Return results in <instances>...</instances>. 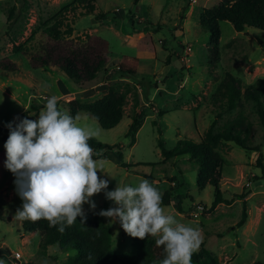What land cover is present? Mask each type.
I'll use <instances>...</instances> for the list:
<instances>
[{"label": "rangeland", "instance_id": "1", "mask_svg": "<svg viewBox=\"0 0 264 264\" xmlns=\"http://www.w3.org/2000/svg\"><path fill=\"white\" fill-rule=\"evenodd\" d=\"M73 1L0 0V60L8 57L19 68L17 72L0 69V151H6L4 144L10 134L6 125L19 122L17 118L37 120L50 96L56 95L59 108L69 113L68 102L93 103L113 88L127 96L125 116L116 128L104 130L90 114H78L79 124L99 130L94 138L123 147L122 159L117 150L97 159L107 172L103 175L110 180L109 190H114L119 182L135 186L147 175H153L152 183L162 196L172 189V204L164 207L165 212L201 230L202 242L196 251L204 247L221 264L264 263V174L256 166L258 152L233 142L219 147L224 159L223 197L234 202L211 210L215 189L211 185L198 187L199 165L189 156L164 161L158 147L159 140L167 150L174 149L180 140L200 142L215 120L216 130L242 121L250 126L249 145H262L264 156V127L252 102L242 98L237 109L229 111L226 100L217 95L228 73L241 82L243 92L258 79H264V31L250 27L239 33L231 23L221 22L216 59L210 33L202 29L200 16L223 0H97L95 14L87 15L79 9L65 17V23L73 28L70 38L84 42L88 35H98L110 44V64L95 80L82 84L59 69H33L29 65L30 57L44 49L45 29ZM13 7L15 16L9 19ZM97 14H106V19H96ZM15 46L23 50L15 53ZM124 56L139 59L135 76L126 78L119 73L117 65ZM139 113L146 116L145 122L136 144L129 147V127ZM237 131L240 133L241 128L237 127ZM121 162L135 167L123 168ZM172 177L177 181L168 182ZM15 179L0 161V259L4 264H15L13 255L18 252L22 254L21 264H68L76 252L65 254L55 245L43 253L39 234L25 238L28 234L23 232V220L15 218L23 204ZM241 195L248 197L243 200ZM92 199L97 206L92 209L85 204L86 215L115 206L107 199L106 191ZM199 205L206 210H198ZM245 205L250 218L238 228ZM101 217L111 229L116 254L125 256L137 250L132 236L118 221L113 224L112 218Z\"/></svg>", "mask_w": 264, "mask_h": 264}, {"label": "trees", "instance_id": "2", "mask_svg": "<svg viewBox=\"0 0 264 264\" xmlns=\"http://www.w3.org/2000/svg\"><path fill=\"white\" fill-rule=\"evenodd\" d=\"M97 0H74L65 6L55 17V23L45 29L47 41L42 53L31 56L29 65L33 69L56 68L65 73L67 77L82 84L95 80L99 72L106 68L111 60V48L108 40L98 35H88L86 41L80 42L69 36L73 28L65 23L67 13L84 9L85 14H95ZM15 8L9 10V19L15 16ZM98 20H105L106 14H97ZM221 22H229L234 29L242 33L247 28H256L264 31V0H223L218 5L207 8L200 16V24L203 30L210 33V45L216 59L219 56V43L221 40ZM63 27H67L63 30ZM21 46H15L14 51H22ZM140 61L137 58L124 56L118 65L121 76L130 78L136 75ZM0 69L8 72L19 71L18 65L8 57L0 60ZM217 95L226 100L229 111L237 109L241 99L252 102L253 109L257 113L261 125L264 127V79H258L242 91L241 82L232 74H227L217 89ZM127 96L115 89H110L101 99L93 103H81L72 100L67 103L69 113L72 116L80 112L90 114L104 130L116 128L125 116V105ZM220 117V114L218 115ZM146 116L143 113L133 117L127 136L130 138L129 147L136 144L137 134L143 127ZM217 121H213L208 131L200 142L193 140H180L172 150H167L164 143L159 140L158 147L161 149L164 161L180 156H189L192 161L199 165L197 185L205 189L211 185L215 189V200L211 210L218 205L226 203L231 205L233 201L223 197L221 189L222 171L224 159L219 147L225 143L233 142L245 150L257 151L259 156L256 162L258 168H262L264 174V156L262 145H249L250 126L242 121L228 123L223 130H216ZM237 127L241 128L240 133ZM0 131H2L0 129ZM94 149V158H104L109 151L117 150L119 158L122 159L121 145H108L96 138L89 140ZM97 154V155H96ZM99 154V155H98ZM6 151H0V161L5 166ZM123 168L131 169L132 165L121 162ZM264 177V176H263ZM146 179L154 181L153 175H147ZM177 178H168V182H175ZM163 207L171 206L173 194L172 189L163 194ZM243 200L247 195L240 196ZM244 203H246L244 201ZM179 212L181 213L182 199L179 198ZM87 219L78 217L72 225H66L63 232L58 230L59 225L50 226L46 219L37 221L23 220L22 228L25 236L32 233L39 234L41 238L40 247L46 253L49 247L58 245L62 253L76 252L68 264H160L164 258V246H157L156 239H141L132 237L137 250L118 255L113 250V239L110 227L103 218L95 213L86 215ZM249 213L245 208L241 220L237 223L242 228L248 221ZM122 256V257H121ZM14 257V256H13ZM192 264H221L204 247L193 253ZM253 264H264L255 262Z\"/></svg>", "mask_w": 264, "mask_h": 264}, {"label": "clouds", "instance_id": "3", "mask_svg": "<svg viewBox=\"0 0 264 264\" xmlns=\"http://www.w3.org/2000/svg\"><path fill=\"white\" fill-rule=\"evenodd\" d=\"M17 119L6 125L10 134L4 144L5 167L14 174L23 201L15 218L46 219L63 232L78 217L83 223L87 219L84 205L95 209L92 197L106 191L115 206L102 209L99 215L112 218L113 224L118 221L132 237L158 236L156 244L164 246L165 252L160 264H192L202 242L201 230L166 213L162 193L147 179L135 186L119 182L109 190L105 167L94 158L89 144L99 135L98 129L83 126L79 115L62 111L56 95L47 98L37 120Z\"/></svg>", "mask_w": 264, "mask_h": 264}, {"label": "built area", "instance_id": "4", "mask_svg": "<svg viewBox=\"0 0 264 264\" xmlns=\"http://www.w3.org/2000/svg\"><path fill=\"white\" fill-rule=\"evenodd\" d=\"M191 2H196L197 0H190ZM118 68V67H117ZM119 69V68H118ZM198 210H200V211H205L206 210V208L204 207V206H202V205H199L198 206ZM14 256V259L17 261V263H15V264H21L20 263V260L22 259V254L21 253H16L15 255H13Z\"/></svg>", "mask_w": 264, "mask_h": 264}, {"label": "crops", "instance_id": "5", "mask_svg": "<svg viewBox=\"0 0 264 264\" xmlns=\"http://www.w3.org/2000/svg\"><path fill=\"white\" fill-rule=\"evenodd\" d=\"M120 63H121V61L119 62V64H120ZM109 64H110V63H109ZM109 64H108V65H109ZM119 64H118V65H119ZM118 65H117V66H118ZM84 91H85V90H83L81 93L84 94ZM81 93H80V94H81ZM249 218H250V217H249ZM34 235H35V233L29 234V235H27L25 238H28V237H31V236H34ZM50 248H51V247H49V249H50ZM49 249H48V250H49Z\"/></svg>", "mask_w": 264, "mask_h": 264}]
</instances>
